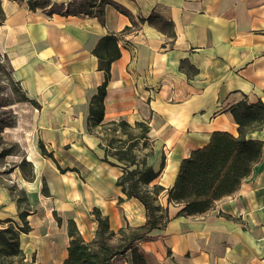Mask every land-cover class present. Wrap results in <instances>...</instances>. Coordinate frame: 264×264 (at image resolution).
I'll return each instance as SVG.
<instances>
[{"label":"crops","instance_id":"1","mask_svg":"<svg viewBox=\"0 0 264 264\" xmlns=\"http://www.w3.org/2000/svg\"><path fill=\"white\" fill-rule=\"evenodd\" d=\"M111 1L121 10L105 3L100 20L0 0V52L12 80L38 105L19 136L31 178L16 165L17 201L0 187V220L22 224L18 213H27L29 229L18 235L22 264H62L67 219L88 242L94 207L113 231L146 222L144 205L116 183L121 163L104 159L99 128L88 126L90 98L105 78L93 50L111 33L120 54L110 64L103 119H123L133 131L134 122L147 123V139L134 152H149L145 161L158 174L148 188L162 187L157 201L169 217L135 244L147 264H264V145L239 188L203 214L179 215L183 205L167 202L183 158L214 130L237 135L230 107L242 99L264 103V0ZM246 136L264 143V127ZM130 258L127 251L111 262Z\"/></svg>","mask_w":264,"mask_h":264},{"label":"trees","instance_id":"2","mask_svg":"<svg viewBox=\"0 0 264 264\" xmlns=\"http://www.w3.org/2000/svg\"><path fill=\"white\" fill-rule=\"evenodd\" d=\"M26 2L29 8L40 7L48 14L53 12L62 15L86 14L97 16L100 20L105 3H112L121 10V7L111 0H72L67 4L50 0H26ZM2 17L3 14L0 20ZM134 24L135 22H132V25ZM166 24L170 25L169 22ZM130 28L131 26H125L122 32ZM93 54L97 57L105 78L97 87V93L90 98L88 126L90 129L99 128L97 130L101 134L99 138L105 148L104 159L107 160V156H112L121 163V174L116 179V183L121 185L127 197L134 196L144 205L147 219L142 226L132 228L126 226L113 231L109 228L107 217L94 207L92 213L97 220V227L95 236L88 242L79 234L76 223L67 219V234L70 239L66 248L67 256L62 264H112L111 260L114 256L127 251L130 252L132 264H147L142 252L136 247V242L146 240L150 237L151 229H160L169 221L167 207L157 201L159 193L163 190L162 187L153 185L148 188V184L158 174L145 161L149 152L144 153L142 157L134 152L139 139H147L148 125L145 121H136L133 126L138 128V131H133L132 124L123 119H103V100L106 95L107 80L110 77V64L120 54L117 36L112 33L102 36L94 47ZM184 63L185 61L181 68L184 67ZM9 74L11 76V68ZM10 78L12 80V77ZM15 83L19 85L17 81ZM20 90L21 99L30 101L35 107L38 106L35 100L30 99L22 89ZM230 112L236 123L237 135L230 131L214 130L207 143L192 150L179 165L177 176L167 191V202L183 205L178 212L179 215H201L213 207L218 199L231 195L260 159L263 141L248 138L246 134L264 127V103L260 100L256 103H248L242 99L230 107ZM8 125L0 121V131ZM41 150L43 154L50 155L42 146ZM16 165L21 168L25 178H31V165L28 161L21 159ZM26 214L24 210L18 213L22 224L10 218L0 220V223H5L0 227V257L6 254L22 260L23 254L19 248L18 235L19 232H26L29 229L25 220Z\"/></svg>","mask_w":264,"mask_h":264},{"label":"rangeland","instance_id":"3","mask_svg":"<svg viewBox=\"0 0 264 264\" xmlns=\"http://www.w3.org/2000/svg\"><path fill=\"white\" fill-rule=\"evenodd\" d=\"M2 12L0 11V18ZM7 58L0 52V121L9 124L0 131V187L14 198L21 199L15 179L16 164L24 158L25 151L20 142L23 129L30 124L35 107L30 101L21 99L20 85L11 80ZM0 223V227L4 226ZM0 264H22L15 256L2 255Z\"/></svg>","mask_w":264,"mask_h":264}]
</instances>
